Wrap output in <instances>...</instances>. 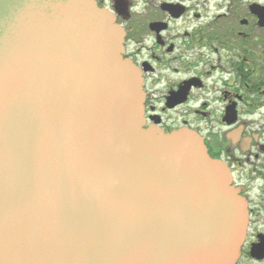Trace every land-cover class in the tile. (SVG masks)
I'll return each instance as SVG.
<instances>
[{"label": "water", "instance_id": "water-1", "mask_svg": "<svg viewBox=\"0 0 264 264\" xmlns=\"http://www.w3.org/2000/svg\"><path fill=\"white\" fill-rule=\"evenodd\" d=\"M97 0H0V264H236L247 205L191 130L146 128Z\"/></svg>", "mask_w": 264, "mask_h": 264}, {"label": "flooded vegetation", "instance_id": "flooded-vegetation-1", "mask_svg": "<svg viewBox=\"0 0 264 264\" xmlns=\"http://www.w3.org/2000/svg\"><path fill=\"white\" fill-rule=\"evenodd\" d=\"M143 76L146 128L191 130L247 205L236 264H264V0H97Z\"/></svg>", "mask_w": 264, "mask_h": 264}]
</instances>
